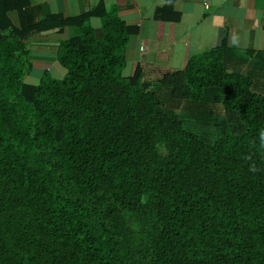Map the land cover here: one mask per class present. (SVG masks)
<instances>
[{"label":"trees","instance_id":"obj_1","mask_svg":"<svg viewBox=\"0 0 264 264\" xmlns=\"http://www.w3.org/2000/svg\"><path fill=\"white\" fill-rule=\"evenodd\" d=\"M68 27L65 75L29 83L30 37ZM136 34L102 3L64 19L0 0V264H264V55L242 73L222 47L151 84L122 74ZM215 105L241 133L185 127Z\"/></svg>","mask_w":264,"mask_h":264},{"label":"crops","instance_id":"obj_2","mask_svg":"<svg viewBox=\"0 0 264 264\" xmlns=\"http://www.w3.org/2000/svg\"><path fill=\"white\" fill-rule=\"evenodd\" d=\"M28 1L31 7L64 19L81 16L99 3L106 12L116 10L120 20L137 29L124 53L122 74L132 76L140 65L144 81L151 84L163 74L183 70L191 57L222 47L235 55L228 60L242 73L247 72L257 54L264 55V0H173L171 12L179 17L176 22L156 18V10L166 0ZM7 16L13 26H20L17 9ZM89 24L96 31L102 26L97 17H92ZM75 36L74 27L32 35L28 45L32 68L27 81L34 85L45 72L62 78L66 71L58 64L57 51L61 41ZM237 60L239 63H234Z\"/></svg>","mask_w":264,"mask_h":264},{"label":"rangeland","instance_id":"obj_3","mask_svg":"<svg viewBox=\"0 0 264 264\" xmlns=\"http://www.w3.org/2000/svg\"><path fill=\"white\" fill-rule=\"evenodd\" d=\"M214 107L215 108L208 110H200L201 112L196 111V114H198L196 116H193L189 110L187 113H190L191 116L183 114L181 110H178L177 113L180 116L185 115L184 123L188 130L200 134L209 142H213L218 137L224 125L229 126V129L232 130L233 133H241L243 127L238 120L225 118L220 106L215 105ZM182 110L185 111V107H183ZM208 115L212 118L209 117V119H207Z\"/></svg>","mask_w":264,"mask_h":264}]
</instances>
